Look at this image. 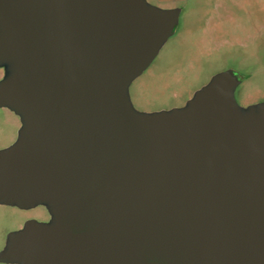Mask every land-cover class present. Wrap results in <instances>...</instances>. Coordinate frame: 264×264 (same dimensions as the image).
Wrapping results in <instances>:
<instances>
[{
  "label": "water",
  "instance_id": "95a60500",
  "mask_svg": "<svg viewBox=\"0 0 264 264\" xmlns=\"http://www.w3.org/2000/svg\"><path fill=\"white\" fill-rule=\"evenodd\" d=\"M147 0H0V204L44 206L7 233L10 264H264V100L216 72L182 105L129 86L178 24Z\"/></svg>",
  "mask_w": 264,
  "mask_h": 264
},
{
  "label": "rangeland",
  "instance_id": "374dc122",
  "mask_svg": "<svg viewBox=\"0 0 264 264\" xmlns=\"http://www.w3.org/2000/svg\"><path fill=\"white\" fill-rule=\"evenodd\" d=\"M147 1L162 8L178 7L180 14L174 33L129 86L136 109L182 106L213 74L226 69L242 79L235 90L239 104L264 97V0ZM19 126V117L0 107V149L16 139ZM29 216L46 218V209L0 204V249L7 233Z\"/></svg>",
  "mask_w": 264,
  "mask_h": 264
},
{
  "label": "flooded vegetation",
  "instance_id": "af4514ba",
  "mask_svg": "<svg viewBox=\"0 0 264 264\" xmlns=\"http://www.w3.org/2000/svg\"><path fill=\"white\" fill-rule=\"evenodd\" d=\"M237 77H238V79H239V81L241 82L242 81V79L237 75ZM240 82H239V84H240ZM238 84V85H239ZM237 85V86H238ZM237 88V87H236ZM262 100H264V97L262 98V99H260V100H258V101H262ZM255 102V101H254ZM257 102V101H256ZM249 103H253V102H249ZM249 103H247V104H249ZM247 104H245V105H247ZM30 209V208H29ZM24 210H28V209H24ZM49 213L47 212V210H46V218H43V219H41V218H36V217H33V216H29V217H27V219L26 220H28V219H32V218H34V219H37V220H39V221H47L48 219H49ZM25 220V221H26ZM24 224V223H23ZM23 226V225H22ZM21 226V227H22ZM21 227H18V228H16V229H19V228H21ZM15 230V229H14ZM7 236V235H6ZM5 240H6V238H5ZM4 244H5V242H4ZM1 263H4V262H1Z\"/></svg>",
  "mask_w": 264,
  "mask_h": 264
}]
</instances>
